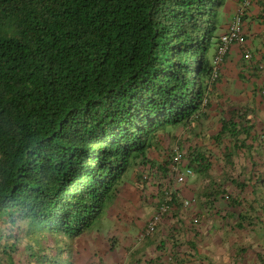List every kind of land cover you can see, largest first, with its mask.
<instances>
[{"label": "trees", "instance_id": "trees-1", "mask_svg": "<svg viewBox=\"0 0 264 264\" xmlns=\"http://www.w3.org/2000/svg\"><path fill=\"white\" fill-rule=\"evenodd\" d=\"M245 1L0 0V244L11 239L10 248L2 245L10 264H26V252L38 264H56L62 251L64 263L74 264L80 239L102 231L115 212L131 169L155 188L158 209L173 186L175 150L158 155L167 137L179 139L184 166L216 188L214 152L186 148L187 136L170 131L205 118L219 80L211 81L218 48ZM254 70L262 75L263 65ZM254 119L234 108L213 137L225 144L224 176L242 190H261L257 170L235 162L240 153L261 154L249 135ZM178 193L163 219L181 202Z\"/></svg>", "mask_w": 264, "mask_h": 264}, {"label": "crops", "instance_id": "crops-1", "mask_svg": "<svg viewBox=\"0 0 264 264\" xmlns=\"http://www.w3.org/2000/svg\"><path fill=\"white\" fill-rule=\"evenodd\" d=\"M235 4L231 14L238 7ZM263 6L264 0L256 1L244 23L252 59L246 60L240 47L231 48L220 67L219 80L210 89L211 102L204 111L205 118L188 124L182 133L188 138L186 143L184 137L181 141L186 148L192 146L191 150L203 156L205 153V157L207 150L214 152L210 174L216 188L208 187L204 175L194 173L187 185L178 187L181 202L173 205L154 234L144 238L143 232L157 210V196L155 188L139 183L137 170H130L115 212L105 219L102 231L80 244V252L74 251L70 257L74 264H264V97L259 92L264 90ZM259 65H263L262 75L254 70ZM234 108L255 116V128L249 135L257 136L254 149L261 154L257 157L248 153L245 157L240 153L241 162L239 158L235 162L238 167L252 166L253 171L257 170L253 177L262 178L261 190H242L230 185L235 182L224 176L230 171L224 156L225 144L218 145L215 139L222 130V121ZM175 135L180 138L181 132ZM176 142L179 144V139ZM255 161L257 167L262 163L261 169L254 168ZM235 175L238 178V173ZM224 183L228 191L218 190ZM184 200L192 205L186 208Z\"/></svg>", "mask_w": 264, "mask_h": 264}, {"label": "built area", "instance_id": "built-area-1", "mask_svg": "<svg viewBox=\"0 0 264 264\" xmlns=\"http://www.w3.org/2000/svg\"><path fill=\"white\" fill-rule=\"evenodd\" d=\"M254 0H246L244 4V8L240 10L239 15L234 19L232 24L228 28V33L223 35L222 37V44L218 48L217 56L215 58L214 64L216 65L215 70L212 73L211 80L215 81V79L218 78L219 75V66L220 63L223 62L225 56L229 53L231 48L234 45H238L244 54V58L246 60L252 59V52L247 47L246 38L243 32V21H242V15L244 11L247 8H250ZM262 11H264V8H262ZM175 155L172 159L171 164V181L173 180V186L172 184L168 186L165 190H163V202L161 205H159L157 211L155 212L154 216L151 221L148 223L146 229L143 232V237H149L152 234H154L158 227L160 226L164 215L170 210V203L173 200V194L176 193L178 187L175 186H181L184 184V180L187 177H193L194 172L185 167L183 164V160L185 157V153L180 149V147H175ZM151 174L145 173L144 174V181H149L151 179ZM166 185V184H165ZM164 185V186H165ZM184 206L186 208H189L191 206L190 201L186 200L184 202Z\"/></svg>", "mask_w": 264, "mask_h": 264}, {"label": "rangeland", "instance_id": "rangeland-1", "mask_svg": "<svg viewBox=\"0 0 264 264\" xmlns=\"http://www.w3.org/2000/svg\"><path fill=\"white\" fill-rule=\"evenodd\" d=\"M171 133H172V135L173 136H175V133H178V132H181V137H182V133L184 132L183 131V129H181V128H178V129H173L172 131H170ZM170 135V134H169ZM171 135V136H172ZM167 137V136H166ZM173 139H171L170 137H167L166 138V140H164L163 142V145H162V147H160V149H158V155H159V157H161V156H163V154H165L166 152H168L167 150H170L172 147L173 148H175V147H180V144H178V142H176V141H172ZM131 170H133V171H136L135 169H131ZM188 181H189V177H187L185 180H184V183L187 185V183H188ZM105 224H106V221L104 220L103 221V223H102V225L100 226L102 229H104V227H105ZM9 226V225H8ZM4 228H6V230H8L9 228H7V227H4ZM100 228V229H101ZM5 230V232H3L4 234L5 233H9V232H11V231H9V232H7ZM97 232H99V231H97ZM97 232H94V233H92V235H90V234H87V235H85V238L82 240V239H80V241H79V245H78V247L81 249L82 248V245H80V244H82V243H86L87 242V240L88 239H91L92 238V236L95 234L96 235V233ZM13 235H16V233H17V231L14 229L12 232H11ZM22 234V233H21ZM28 239H30L29 237H27V236H24V237H22L21 238V242H20V244L23 246L24 245V243H26L27 241H28ZM57 239V240H56ZM4 241V243L2 244V245H7V247L8 248H10V246H12L11 244H12V242H11V239H3ZM52 240L53 241H55V242H58L59 241V239L57 238V237H53L52 238ZM46 243V241L44 242L43 241V244H45ZM61 244V243H60ZM1 244H0V264H10V262H11V259L3 252V250H2V248H3V246H2ZM81 246V247H80ZM82 250V249H81ZM61 251V250H60ZM67 253H69L68 251H67ZM29 252H26V253H24V254H22V258H23V260L24 261H26V264H38V260H32L31 258H30V256H29ZM46 254H47V256H50L49 258H51V259H54V253L53 252H46ZM59 259H60V261H57V263L56 264H66V263H64V258H63V251L62 252H60L59 254ZM15 259H18V256H16V258ZM17 261V262H16ZM11 264H21V263H19L18 262V260H14L13 259V263H11Z\"/></svg>", "mask_w": 264, "mask_h": 264}, {"label": "clouds", "instance_id": "clouds-1", "mask_svg": "<svg viewBox=\"0 0 264 264\" xmlns=\"http://www.w3.org/2000/svg\"><path fill=\"white\" fill-rule=\"evenodd\" d=\"M220 70V69H219ZM213 73V72H212ZM211 77H212V75H211ZM218 77H219V75H218ZM216 80V79H215ZM212 81V80H211ZM212 82H214V81H212Z\"/></svg>", "mask_w": 264, "mask_h": 264}]
</instances>
